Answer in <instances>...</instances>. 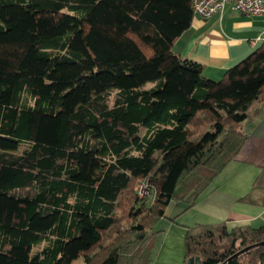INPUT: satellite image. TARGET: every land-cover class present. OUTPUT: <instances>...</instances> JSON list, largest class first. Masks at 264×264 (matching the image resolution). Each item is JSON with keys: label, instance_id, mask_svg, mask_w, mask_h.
Returning a JSON list of instances; mask_svg holds the SVG:
<instances>
[{"label": "trees", "instance_id": "obj_1", "mask_svg": "<svg viewBox=\"0 0 264 264\" xmlns=\"http://www.w3.org/2000/svg\"><path fill=\"white\" fill-rule=\"evenodd\" d=\"M192 18L190 0H0V264H148L168 204L235 158L264 110V37L208 79L173 52ZM183 240V264H264V224Z\"/></svg>", "mask_w": 264, "mask_h": 264}, {"label": "crops", "instance_id": "obj_2", "mask_svg": "<svg viewBox=\"0 0 264 264\" xmlns=\"http://www.w3.org/2000/svg\"><path fill=\"white\" fill-rule=\"evenodd\" d=\"M263 37V16L241 14L227 4L221 13L206 20L193 16L189 28L175 40L173 52L198 63L206 78L219 80L226 69L257 49ZM244 129L247 139L241 150L184 210L185 226L264 224V110ZM179 233L183 235V231ZM180 253L173 256L174 264L180 263Z\"/></svg>", "mask_w": 264, "mask_h": 264}, {"label": "rangeland", "instance_id": "obj_3", "mask_svg": "<svg viewBox=\"0 0 264 264\" xmlns=\"http://www.w3.org/2000/svg\"><path fill=\"white\" fill-rule=\"evenodd\" d=\"M24 147L25 145H22L19 148V151H21ZM143 201L148 203V201L145 200ZM175 203L177 204L178 207L175 205ZM186 206L187 203L183 200H180L178 202L171 201L168 204V206L165 208V212H166L165 217L157 220L155 224L151 227L150 232H155L156 234L154 236V239H148L146 241L147 248H144V250H146V253L149 254L148 264H154L155 262L156 264H174L173 256L174 258L178 257L179 250H181L180 253L181 256H180V263L178 262V264H183V257H184L183 239H184V231L186 228L185 225L188 224H185L183 222L184 219L186 220V217H181V216L185 213L186 210L183 212L182 210L185 209ZM179 208L182 210H180ZM176 211H178L179 214H176ZM188 223L190 222L188 221ZM181 231H183V235L179 233ZM43 245L44 242L40 243L38 246L34 247L33 251L38 250ZM72 264H83L82 258L81 257L77 258L76 260L73 261Z\"/></svg>", "mask_w": 264, "mask_h": 264}, {"label": "built area", "instance_id": "obj_4", "mask_svg": "<svg viewBox=\"0 0 264 264\" xmlns=\"http://www.w3.org/2000/svg\"><path fill=\"white\" fill-rule=\"evenodd\" d=\"M193 16L206 20L214 14L222 12L227 4L232 10L246 15H259L264 18V3L262 0H190ZM138 198L151 203L154 193L149 185L148 178L141 179L134 187ZM147 203V202H146Z\"/></svg>", "mask_w": 264, "mask_h": 264}, {"label": "water", "instance_id": "obj_5", "mask_svg": "<svg viewBox=\"0 0 264 264\" xmlns=\"http://www.w3.org/2000/svg\"><path fill=\"white\" fill-rule=\"evenodd\" d=\"M187 264H200L199 257H190Z\"/></svg>", "mask_w": 264, "mask_h": 264}]
</instances>
